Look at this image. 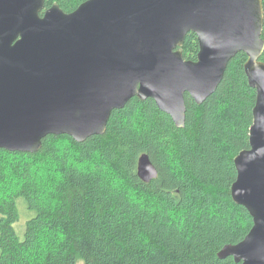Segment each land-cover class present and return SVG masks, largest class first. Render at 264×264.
<instances>
[{"label":"trees","instance_id":"trees-1","mask_svg":"<svg viewBox=\"0 0 264 264\" xmlns=\"http://www.w3.org/2000/svg\"><path fill=\"white\" fill-rule=\"evenodd\" d=\"M84 1L46 0L45 9L57 2L71 12ZM183 48L197 59L195 32ZM247 58L230 60L203 103L185 94L184 127L153 98L135 96L112 111L103 134H49L33 153L0 148V264H240L219 252L253 225L231 195L256 103ZM144 153L158 170L148 182L138 175Z\"/></svg>","mask_w":264,"mask_h":264},{"label":"water","instance_id":"water-1","mask_svg":"<svg viewBox=\"0 0 264 264\" xmlns=\"http://www.w3.org/2000/svg\"><path fill=\"white\" fill-rule=\"evenodd\" d=\"M45 1L0 0V148L33 153L49 134H103L112 111L135 96L153 98L184 127L185 94L203 103L243 51L256 103L231 195L253 225L219 256L264 264L263 0H86L71 12ZM191 31L196 60L184 57ZM138 175H158L146 153Z\"/></svg>","mask_w":264,"mask_h":264},{"label":"rangeland","instance_id":"rangeland-1","mask_svg":"<svg viewBox=\"0 0 264 264\" xmlns=\"http://www.w3.org/2000/svg\"><path fill=\"white\" fill-rule=\"evenodd\" d=\"M44 175L47 176V173H44ZM42 176H43V173H42ZM48 177H49V174H48ZM21 210H22V216H21V219L17 222V229L19 231V233L23 234L24 233V228H25V223H26V220L28 219V214H27V211L26 209H24L23 205H21Z\"/></svg>","mask_w":264,"mask_h":264}]
</instances>
